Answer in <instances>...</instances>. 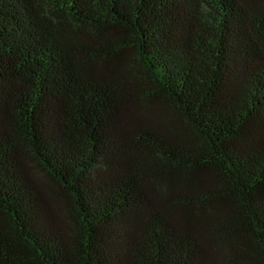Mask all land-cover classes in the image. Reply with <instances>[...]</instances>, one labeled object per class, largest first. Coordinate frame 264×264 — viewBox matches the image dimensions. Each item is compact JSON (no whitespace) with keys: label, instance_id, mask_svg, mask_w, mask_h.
I'll return each mask as SVG.
<instances>
[{"label":"trees","instance_id":"obj_1","mask_svg":"<svg viewBox=\"0 0 264 264\" xmlns=\"http://www.w3.org/2000/svg\"><path fill=\"white\" fill-rule=\"evenodd\" d=\"M0 264H264V0H0Z\"/></svg>","mask_w":264,"mask_h":264}]
</instances>
